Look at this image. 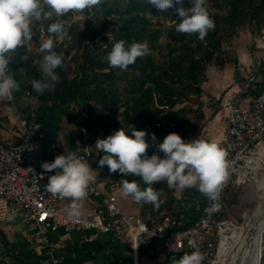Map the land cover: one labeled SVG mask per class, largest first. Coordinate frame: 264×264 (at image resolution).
<instances>
[{"label":"trees","instance_id":"1","mask_svg":"<svg viewBox=\"0 0 264 264\" xmlns=\"http://www.w3.org/2000/svg\"><path fill=\"white\" fill-rule=\"evenodd\" d=\"M183 6L190 7V0H184ZM207 8L215 26L203 41L195 34L176 32L179 17L175 8L157 12L148 0H103L82 13L34 22L33 43L17 50L9 64L19 85L10 103L20 115L27 116L30 100H34L36 121L44 134L42 157L54 160L56 156L48 153L47 146L56 139L62 138L66 152L75 151L93 132L106 138L123 128L131 135L129 125L145 130L150 142L154 133L157 143L172 132L185 140L200 133L206 121L202 85L208 69L237 64L238 57L226 46L241 31L249 29L255 36L264 27V0H207ZM56 19L65 23L71 39L54 43V50L64 60L56 70L60 80L54 91L38 94L31 82L42 79L40 61L44 54L39 48L49 35L48 25ZM119 40H124L126 47L146 42L151 54L137 58L126 71L111 68L105 58ZM32 47H37L34 53H30ZM257 76V89L249 91L253 98L264 97V59L257 66ZM154 153L155 147H150L147 154ZM104 169L109 171L107 166ZM112 175L121 183L122 179L136 180L141 189L147 187L138 177L119 172ZM152 186L163 193L160 207L136 203L149 226L160 224L165 216L183 222L193 215L192 206L178 199L176 190L165 182ZM239 199V191H228L223 217L228 218ZM260 264H264V242Z\"/></svg>","mask_w":264,"mask_h":264},{"label":"built area","instance_id":"2","mask_svg":"<svg viewBox=\"0 0 264 264\" xmlns=\"http://www.w3.org/2000/svg\"><path fill=\"white\" fill-rule=\"evenodd\" d=\"M258 81L257 66H254L244 78L243 92L227 105L226 128L218 144L225 153L227 179L218 199L207 198L202 215L195 220L180 222L165 216L156 226H149L140 215L122 212L116 193L122 183L104 167H99L101 152L94 146L97 139L104 137L95 132L80 141L75 149L96 169V180L89 186L84 200L89 203V210L83 216H69L65 203L70 200L53 196L44 187L48 176L55 173L45 172L41 167L48 161L41 154L44 134L36 121L34 100H30L27 116L20 115L14 107L21 141L16 146L0 145V223H8L12 220L9 216L21 213L28 222V236L32 241L50 248V235L59 230L93 232L85 238L86 242L110 234L127 244L132 264H139L140 251L155 242L162 243L169 254L199 251L204 256L202 264H220L223 238L236 228L234 220L223 217L228 191L246 184L259 171L256 163L264 147V97L253 98L249 92L257 89ZM47 151L55 156L65 151L63 140L50 142ZM260 249L263 250V240ZM52 264H62V260L52 258Z\"/></svg>","mask_w":264,"mask_h":264},{"label":"clouds","instance_id":"3","mask_svg":"<svg viewBox=\"0 0 264 264\" xmlns=\"http://www.w3.org/2000/svg\"><path fill=\"white\" fill-rule=\"evenodd\" d=\"M184 0H148L157 12L175 8L179 22L177 33L197 35L203 41L214 21L209 15L207 0H190V7L183 6ZM103 3V0H0V100L11 101L13 92L19 85L10 73L9 64L13 54L21 48H27L33 41L32 27L36 21H52L54 17H63L69 13L78 14ZM49 34L40 45L43 53L40 61L42 79H34L33 89L38 94L54 91L60 77L57 69L63 66V55L54 50V43L71 39L65 23L56 19L47 27ZM124 40L115 42L106 56L111 68L126 71L137 58L151 54L146 42H132L125 46ZM67 121V120H66ZM131 135L123 128L111 135L95 141L94 149L102 152L98 165L107 166L110 173L140 178L147 187L141 189L136 180L122 179L121 196L131 197L137 204L148 203L158 209L163 203V193L152 185L165 182L169 189L183 190L197 188L210 200H217L222 186L227 179L225 153L215 141L196 138L185 140L176 132L167 134L162 142L157 143L155 134L137 130L129 125ZM40 127L37 126V130ZM36 130V131H37ZM155 153L149 156L150 147ZM161 154H163L161 156ZM48 176L44 186L53 196L70 200L68 215H79L81 202L88 195V189L96 180V169L76 151H64L52 162H43ZM13 217L9 216L11 220ZM204 256L199 251L186 253L172 264H202Z\"/></svg>","mask_w":264,"mask_h":264},{"label":"crops","instance_id":"4","mask_svg":"<svg viewBox=\"0 0 264 264\" xmlns=\"http://www.w3.org/2000/svg\"><path fill=\"white\" fill-rule=\"evenodd\" d=\"M251 64L249 58L240 59L238 56L237 69L228 66L225 69L214 66L208 69L207 79L202 85L206 121L201 132L192 134L189 140L199 137L219 144L226 128L227 105L234 96L243 92L244 78ZM252 66H255L254 63ZM17 123L18 118L12 103L0 100V145L16 146L20 143ZM120 192L121 188L116 190L122 212L139 215V207L134 201L133 210L121 204L126 198ZM175 195L194 210L193 215L186 219L195 220L202 215L207 197L197 188L176 190ZM69 203L70 201L65 205L69 206ZM88 210L89 203L82 201L78 216H83ZM28 230V222L21 213L14 214L8 223H0V264H52V258L62 260V264H132L131 251L127 244L115 240L110 234L86 242L85 238L93 232L59 230L50 235V248L32 241ZM186 253L169 254L162 243L155 242L148 249L140 251L139 264H172L173 260Z\"/></svg>","mask_w":264,"mask_h":264},{"label":"rangeland","instance_id":"5","mask_svg":"<svg viewBox=\"0 0 264 264\" xmlns=\"http://www.w3.org/2000/svg\"><path fill=\"white\" fill-rule=\"evenodd\" d=\"M226 48L229 50L232 56L233 55L237 57L239 56L240 59L244 57L249 58L252 64L254 63L255 66H258L261 59H264V27L262 33L260 35H255V36L252 34V32L249 29L241 31L239 37L234 39V41L231 44L227 45ZM36 49L37 47H32L30 53H34ZM252 64L249 66L247 74L254 67L252 66ZM228 68L237 69L238 65L234 63L228 64ZM263 156H264V147L260 151L259 164H258L259 171H257V173L253 174L249 179H247L246 184L242 185L239 188L231 189L232 192L234 191L240 192L239 204L233 209V211L230 209L231 211L228 214V218L235 221V226L238 229L235 233V236H238V238L240 237V235H242V228L246 227V225L249 223H254L255 217L252 215H254L258 206L261 205L262 207H264V196L261 194V191L259 190L261 189L262 186V184L260 183L264 178ZM121 204L133 210V200L131 197H127L124 201L121 202ZM231 233L232 232H229L228 236H231L232 235ZM262 235L259 246L257 248V252L259 251V247L260 244L262 243V240L264 242V235L263 237ZM254 258H255L254 255L250 257V263H253L255 261ZM230 259H231L230 257L226 258V264H230L231 262Z\"/></svg>","mask_w":264,"mask_h":264},{"label":"bare ground","instance_id":"6","mask_svg":"<svg viewBox=\"0 0 264 264\" xmlns=\"http://www.w3.org/2000/svg\"><path fill=\"white\" fill-rule=\"evenodd\" d=\"M258 164L259 159L256 163L257 169L259 167ZM260 184H262V190H259L264 196V178ZM252 216L255 217L254 223H249L246 225V227L242 228V235H240L239 238L238 236H235V233L238 230L237 228L231 229V236L223 238L222 245L220 247V256L222 258L220 264H226L227 257H230L232 259H230V264H256L258 255L257 248L259 246L262 233L264 235V207L259 205L254 215ZM253 255L255 257V261L253 263H250V257H252Z\"/></svg>","mask_w":264,"mask_h":264},{"label":"water","instance_id":"7","mask_svg":"<svg viewBox=\"0 0 264 264\" xmlns=\"http://www.w3.org/2000/svg\"><path fill=\"white\" fill-rule=\"evenodd\" d=\"M261 257H262V251L259 247V251H258V255H257V259H256V264H260L261 262ZM232 260V259H231Z\"/></svg>","mask_w":264,"mask_h":264}]
</instances>
